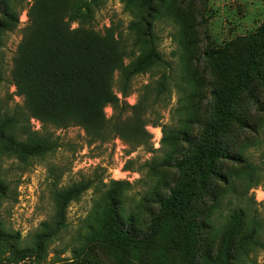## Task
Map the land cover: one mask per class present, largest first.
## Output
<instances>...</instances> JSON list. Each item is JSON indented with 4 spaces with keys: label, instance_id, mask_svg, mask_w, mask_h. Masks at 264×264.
<instances>
[{
    "label": "trees",
    "instance_id": "trees-1",
    "mask_svg": "<svg viewBox=\"0 0 264 264\" xmlns=\"http://www.w3.org/2000/svg\"><path fill=\"white\" fill-rule=\"evenodd\" d=\"M6 1L2 2L0 28L9 31L18 24V6L16 0ZM98 5L99 0H31L11 68V81L22 97V109L0 112V153L27 159L56 146L50 135L31 128V118L42 127L79 126L92 143L118 137L132 148L151 147L152 136L146 126L158 125L163 157L153 159L150 169L161 164L173 168L177 175L171 183L163 184L166 192L153 190L158 208L149 211V232L137 234L131 215L127 220L121 218L128 183L112 181L117 187L98 197L78 246L71 249L72 257L66 258L73 260L63 264H76L94 248H103L112 264H244L253 251L263 247L262 221L241 205L226 215L223 222L227 228L218 233L221 225L213 222L212 211L220 203L218 182L233 185L237 179L247 188L259 183L250 163L244 161L245 173L228 177L217 170V164L222 160L243 162L240 154H230L224 139L235 124L247 125L249 104L261 102L264 21L253 34L229 42L220 51L205 49L194 63L193 54L179 43L183 97L178 98L174 109L178 125L172 128L158 124L160 116L156 112L167 97L165 72L140 87L134 104L125 100L133 77L165 67V60L143 36L136 34L137 48L128 49L113 27L96 30L91 22ZM133 28L131 24L129 29ZM146 37L152 38L150 27ZM201 58L207 66L206 83L196 69V61ZM116 71L117 91L113 89ZM206 97L210 99L207 115L199 107ZM106 106L112 109L110 117L104 112ZM195 118L200 119L201 127L196 137H190L187 126ZM178 139L189 149L177 160L173 142ZM89 186L79 182L58 190L56 213L52 220L41 223L43 229L38 236L56 237L64 223L66 206ZM12 235L0 221V264L17 263L28 253V248L10 242Z\"/></svg>",
    "mask_w": 264,
    "mask_h": 264
},
{
    "label": "rangeland",
    "instance_id": "rangeland-1",
    "mask_svg": "<svg viewBox=\"0 0 264 264\" xmlns=\"http://www.w3.org/2000/svg\"><path fill=\"white\" fill-rule=\"evenodd\" d=\"M3 1L0 0V20H3ZM16 1L17 26L9 31L0 28V112L22 109V97L16 94L11 81V68L22 28L27 23V8L31 0ZM263 21L262 0H99L91 24L98 31L107 26L113 27L128 49L137 48L134 45L137 34L138 37L143 36L148 46L160 52L166 66L134 76L125 100L134 104L140 87L154 82L165 72L168 75L167 97L159 103L156 112L160 116L158 124L173 128L177 127L179 119L174 109L178 106V98L183 97L180 91L183 68L179 43L182 42L188 49L186 51L193 54L194 63V58L203 56L205 49L220 51L229 42L253 34ZM131 24L133 30L129 29ZM149 27L152 38L146 37ZM202 59L196 61V69L201 77L206 78V83L208 72ZM118 88L119 72L116 71L113 89L117 91ZM260 99L258 104H249L247 125L235 124L224 139L230 154H240L243 162L222 160L217 164V170L228 177L245 173L246 163H250L254 166V178H258L259 183L251 188L237 179L233 185L217 183L221 198L218 208L212 211V220L217 227L221 225L218 233L227 228V223L223 222L226 215L241 205L256 215L264 227V93H261ZM200 105V112L207 115L210 99L204 98ZM104 112L110 117L111 107L106 106ZM199 121L195 118L188 124L190 137H196L201 127ZM30 126L50 135L56 146L27 159L0 153V221L6 230L12 232V244L28 248V253L21 255L22 259L10 264H63L72 261L66 258H71V249L78 246L98 197L117 187L112 181L128 183L124 187L121 218L127 220L131 215L134 220L132 228L137 234L149 232V211L155 212L158 208L153 190L166 192L163 184L171 183L177 175L173 168L161 164L154 170L150 169L153 159L163 157L160 126L151 123L146 126L152 136L149 148H132L118 137L103 143H92L83 129L76 125L42 127L38 120L31 118ZM177 138L181 137L177 135ZM179 139L173 142L177 149L174 158L177 160L189 149V145ZM79 182L89 183L90 186L66 206L61 232L56 237L38 236L43 229L41 223L52 220L56 213V192ZM261 239L263 247L253 251L244 264H264V230ZM75 263L112 264V261L103 248H94Z\"/></svg>",
    "mask_w": 264,
    "mask_h": 264
}]
</instances>
